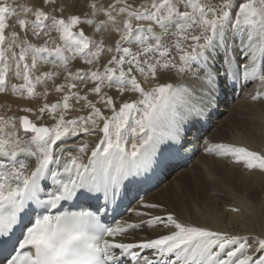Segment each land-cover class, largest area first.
Here are the masks:
<instances>
[{"label":"snow or ice","instance_id":"1","mask_svg":"<svg viewBox=\"0 0 264 264\" xmlns=\"http://www.w3.org/2000/svg\"><path fill=\"white\" fill-rule=\"evenodd\" d=\"M117 4L123 6L117 9ZM91 7L97 10L95 4ZM63 10L57 0H42L36 8L0 3V93L6 91L9 71L14 65V76L23 83L12 84V91H26L29 98L35 97L37 85L60 75L59 72L34 73L39 62L52 56L60 61L55 66L67 73L65 80L71 81L55 87L58 93L68 89L70 94H64L61 102L44 103L32 119L30 107L20 109L23 115L0 116V244L10 239L18 216L23 225V216L34 213L28 225H23L22 238L13 248L16 254L5 256L4 264H264V235H234L182 222L171 212L155 214L165 209L156 202H141L132 210L130 220L115 222L114 226L100 223L108 207L120 196L123 182L134 178L135 170L141 166H150L157 153L162 155L184 139L183 118L163 119L177 90L167 83L146 91L132 73L144 74L147 68L156 77L160 61L151 62L150 54L170 55L166 49L161 51L162 37L173 24L177 32L184 34L183 41L195 42L187 48L180 42L175 44L181 64L178 70L191 71L198 81L192 88V93L199 96V105L193 106L194 113L200 114L211 105L209 86L218 76L211 67V57L217 46L224 47L228 31L239 40L245 57L243 81L258 79L264 84V74L256 76V69L249 71V65L258 59L257 44L264 41V0H259L258 6L243 0H220L218 4L144 0L138 9L125 0H116L106 15L113 22V11L127 16L122 30L117 29L120 35L115 41V51L122 54L112 55L102 71L88 67L75 73L68 68L70 60L79 57L91 66L105 49L103 41L90 39L83 29L74 31L82 23L92 25L93 20L82 21L75 14L64 17ZM18 12L24 17L17 20L23 35L13 30L6 41V29L11 27L6 20ZM133 19L137 23L133 24ZM245 26L256 29L255 43L252 32H245ZM196 30H200L199 35H189ZM29 31L37 40L48 39L36 46L28 39ZM53 32L58 34L59 42L52 38ZM132 40L141 46L139 51L122 46ZM106 50L113 52L111 47ZM201 58L203 63H199ZM193 61L198 62L195 70L191 68ZM234 61V55H225L226 66ZM169 66H176L172 59L163 63L164 68ZM240 68L237 64L238 71ZM89 82L92 87L88 91L98 97L97 103L110 110V115H105L88 95L79 94V85L87 86ZM114 84L120 94L130 85L141 98L123 100L117 110L113 96L102 94L104 87L111 88ZM252 99L259 100L260 96ZM70 100L84 101L83 107L90 110L89 114L66 119ZM45 113L55 121L51 127L34 122ZM93 135L99 136L95 144L86 139ZM215 149L221 156L235 157V162H243L250 170L264 171V154L224 143L216 144ZM206 151L213 149L208 147ZM114 164L117 167L113 175L110 170ZM101 199L103 204L98 203ZM65 204L81 210L61 212ZM51 210L58 214H51ZM156 227L174 230L154 238L126 241L130 233Z\"/></svg>","mask_w":264,"mask_h":264},{"label":"bare ground","instance_id":"2","mask_svg":"<svg viewBox=\"0 0 264 264\" xmlns=\"http://www.w3.org/2000/svg\"><path fill=\"white\" fill-rule=\"evenodd\" d=\"M17 1V0H16ZM7 2L13 7H19L11 0H0V3ZM15 2V1H14ZM63 6L64 17L71 15H80L81 20L91 19L92 25L81 24L74 31L83 29L90 39L97 42L103 41L104 51L100 57L89 66L85 64L84 59L76 58L70 60L69 70L73 73L77 69L100 68L107 64L112 55H121L115 51V41L119 38L122 30L123 21L127 18L126 14H119L113 11L114 22L108 20L106 12L111 10V6L116 0H57ZM144 0H125V3L138 9ZM196 3H220V0H197ZM243 2H253L257 6L259 0H243ZM42 0H23L22 6L36 8L39 7ZM95 4L94 10L91 5ZM123 5L117 4L118 9ZM102 9L103 11H99ZM95 11V15L93 12ZM18 18H24L23 13L16 16H10L7 20L10 28L6 30V41L10 32L15 30L23 35V30L19 29ZM31 19V17H29ZM103 21V23H101ZM133 24L137 23L133 19ZM169 31L162 37V44L170 55L160 57L158 53L150 54L151 62L157 60L156 77L146 68L144 74L133 72L136 75L137 82L146 91L160 84L170 83L177 90V95L169 102L164 120H180L183 118L184 139L179 145L166 150L162 155L157 153L150 166H141L136 169L137 175L134 178L126 180L123 184V192L126 202L131 206L127 211L113 223L108 222V215H103L101 224L114 226L115 222L130 220L132 210L138 208L141 202H156L165 206L164 210H157L155 214L163 215L164 211L174 213L182 222L210 227L214 230L228 232L234 235H264V171L257 169H248L243 162H235V157L221 156L217 153L215 145L218 143L231 144L236 147H245L250 151L264 154V84L259 80H250L245 83L243 77V63L245 57L241 54L240 42L233 36L231 31L226 34L224 47L217 46L214 50V56L211 57V67L218 73L216 81L211 88V105L205 107L203 112L196 114L193 112V106L199 105V96L192 93V88L198 83L194 79L191 71L180 72L181 66L178 54L175 51V44L180 42L187 48L190 43H195L190 39L183 41V33L176 31L175 25L170 24ZM159 33V29H157ZM245 32H252L253 42H256V29L251 26H245ZM199 35L200 30L191 32L189 35ZM223 34V33H221ZM139 35L134 33V36ZM52 38L57 39L58 34L53 32ZM28 39L36 46H41L48 37H42L37 40L31 36L30 31ZM219 39V36L217 37ZM151 42V41H150ZM264 44V41L261 42ZM257 44L258 59L255 64L249 65L250 73L256 69V76L264 74V47ZM51 46V45H50ZM122 46L130 47L134 52L140 50L141 46L135 41L124 42ZM113 48V52H107V48ZM225 49H230L226 52ZM18 50V49H17ZM234 55L235 61L226 66L225 55ZM46 55V54H41ZM70 55V54H69ZM149 58V57H143ZM166 59H172L175 67H163ZM30 63V59L28 61ZM60 61L57 57H48L46 61H41L34 70L35 74L44 72H59L60 75L54 79L47 80L45 83L36 86L35 97L29 98L26 91L13 92L12 84L20 85L22 79L14 76V65L9 71L6 91L0 93V116H19L23 115V107H30L33 113L30 119L38 112L39 107L44 103L61 102L64 94H70L68 89L62 92H56V85L65 84L67 73L62 67H56ZM199 63H203V58ZM237 64L241 65L239 71ZM113 66L114 65H110ZM198 62H191V68L195 70ZM127 70V65L124 66ZM235 77V78H232ZM92 87L89 82L87 86L79 85V94L88 95V99L97 103L98 97L88 91ZM45 90L47 95L45 96ZM75 91V90H73ZM102 94L113 96L116 101L117 110L123 100L128 102L140 99L139 93L129 88L120 94L118 87L114 84L111 88L104 87ZM259 95V100L252 99ZM71 108L66 114V119H75L81 115H88L89 109L83 107L84 101L77 103L75 100L69 101ZM105 115H110V110L106 109L100 103ZM38 126L51 127L55 121L51 119L48 113L43 114L40 119H35ZM91 144L99 141V136L93 135L86 137ZM70 143L74 141H69ZM59 143V142H58ZM130 150V144L127 145ZM211 147L213 151L208 152L206 148ZM90 155V152L88 153ZM194 156L193 162L188 164L186 161ZM87 163V156L84 157ZM116 165L110 170V174L116 173ZM174 173V174H173ZM173 174V175H172ZM172 175V177L170 176ZM167 177L159 185H156L163 177ZM171 177V178H170ZM169 178V179H168ZM156 185V186H154ZM146 192L145 194H142ZM93 203H96L95 201ZM99 204H103L101 199ZM232 209H237L233 211ZM84 210L93 211L92 208ZM33 215V214H32ZM174 229L171 228H145L135 233H130L126 238L127 242L139 241L144 238H154L161 234H166ZM116 239H120L117 237Z\"/></svg>","mask_w":264,"mask_h":264},{"label":"rangeland","instance_id":"3","mask_svg":"<svg viewBox=\"0 0 264 264\" xmlns=\"http://www.w3.org/2000/svg\"><path fill=\"white\" fill-rule=\"evenodd\" d=\"M14 1H15V2H14ZM195 1H197V0H194V2H195ZM202 1H206V2H207V0H202ZM12 2H13L14 4H16L17 6H19V5L22 6V5H23V4H22L23 0H17V1H16V0H11V3H12ZM18 4H19V5H18ZM214 4H216V3H214ZM20 6H19V7H20ZM19 7H17V8H19ZM18 13L20 14L21 12H18ZM18 13H17V14H18ZM17 14H16V15H17ZM7 22H9V21L6 20V23H7ZM6 30H7V29H6ZM193 157H194V156H193ZM193 157H191V159H189V161H187L188 164H190L191 161L193 162V160H194ZM173 174H174V173H173ZM173 174H172V175H173ZM172 175H170V176L172 177ZM171 177H170V178H171ZM166 178H167V177H165V179H166ZM165 179H163L161 182H163ZM168 179H169V178H168ZM161 182H160V183H161ZM160 183H158V185H159ZM129 208H130V207H129ZM130 209H131V208H130Z\"/></svg>","mask_w":264,"mask_h":264}]
</instances>
